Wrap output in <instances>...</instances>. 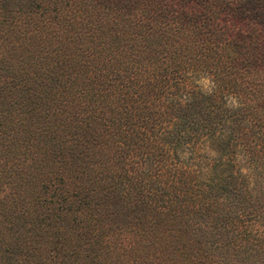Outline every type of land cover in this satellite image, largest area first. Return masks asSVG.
<instances>
[{"label": "trees", "instance_id": "16d2710c", "mask_svg": "<svg viewBox=\"0 0 264 264\" xmlns=\"http://www.w3.org/2000/svg\"><path fill=\"white\" fill-rule=\"evenodd\" d=\"M0 264H264V0H0Z\"/></svg>", "mask_w": 264, "mask_h": 264}]
</instances>
